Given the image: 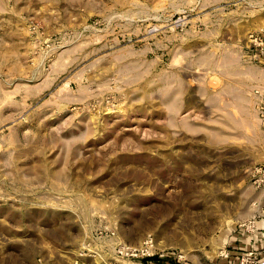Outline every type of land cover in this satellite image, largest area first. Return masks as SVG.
<instances>
[{
	"label": "rangeland",
	"instance_id": "1",
	"mask_svg": "<svg viewBox=\"0 0 264 264\" xmlns=\"http://www.w3.org/2000/svg\"><path fill=\"white\" fill-rule=\"evenodd\" d=\"M261 27L264 0H0V264H226L264 218Z\"/></svg>",
	"mask_w": 264,
	"mask_h": 264
},
{
	"label": "built area",
	"instance_id": "2",
	"mask_svg": "<svg viewBox=\"0 0 264 264\" xmlns=\"http://www.w3.org/2000/svg\"><path fill=\"white\" fill-rule=\"evenodd\" d=\"M250 48L252 51V57L258 62L264 63V27L257 29L254 32L249 33ZM255 95V111L258 122L261 127L264 128V85L257 87L254 90ZM257 172L262 175L261 182L264 183V167H261ZM259 181V180H258ZM252 226V225H250ZM248 225L247 227L250 228ZM226 253L223 254L225 258L230 257V253L224 246ZM257 252L255 250H249L235 255L237 264H264V260L256 257ZM114 255L118 260H121L126 264H170L174 261L176 264H186L179 258V255L169 256L163 251L154 250L151 238L145 240L141 245L131 246L126 244L117 245L115 247ZM113 264H118L117 261Z\"/></svg>",
	"mask_w": 264,
	"mask_h": 264
},
{
	"label": "crops",
	"instance_id": "3",
	"mask_svg": "<svg viewBox=\"0 0 264 264\" xmlns=\"http://www.w3.org/2000/svg\"><path fill=\"white\" fill-rule=\"evenodd\" d=\"M252 223L255 224L256 230L253 236L245 235L242 229L236 230L235 228H231L225 236L223 245L229 248L228 252L230 253L226 264H237L235 255L249 250L262 251L261 256L264 258V218L257 219ZM220 259L217 264H220Z\"/></svg>",
	"mask_w": 264,
	"mask_h": 264
},
{
	"label": "trees",
	"instance_id": "4",
	"mask_svg": "<svg viewBox=\"0 0 264 264\" xmlns=\"http://www.w3.org/2000/svg\"><path fill=\"white\" fill-rule=\"evenodd\" d=\"M144 263L147 264V261ZM170 264H176V263L174 261H171Z\"/></svg>",
	"mask_w": 264,
	"mask_h": 264
}]
</instances>
